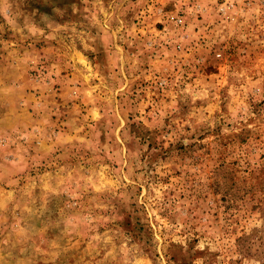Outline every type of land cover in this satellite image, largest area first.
Instances as JSON below:
<instances>
[{
    "label": "rangeland",
    "instance_id": "obj_1",
    "mask_svg": "<svg viewBox=\"0 0 264 264\" xmlns=\"http://www.w3.org/2000/svg\"><path fill=\"white\" fill-rule=\"evenodd\" d=\"M0 264H264V0H0Z\"/></svg>",
    "mask_w": 264,
    "mask_h": 264
}]
</instances>
